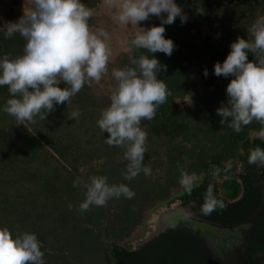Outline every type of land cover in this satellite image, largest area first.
I'll return each instance as SVG.
<instances>
[{"label": "trees", "instance_id": "16d2710c", "mask_svg": "<svg viewBox=\"0 0 264 264\" xmlns=\"http://www.w3.org/2000/svg\"><path fill=\"white\" fill-rule=\"evenodd\" d=\"M100 1L81 0L88 8H95ZM191 3L193 8L184 5L187 13H194V8L197 16L202 15L201 10L208 13L205 37L199 43L178 39V31L164 25L165 38L178 40L179 49L171 56L153 54L161 65L167 66L157 78L164 80L171 94L157 108L152 121H142V128L148 134L144 163L151 167L150 175L140 173L131 182L124 180L121 175L127 163L122 159L124 149L109 146L106 143L109 134L102 132L97 124L102 110L110 106V97H98L96 107L90 84L86 83L70 104L55 105L56 110L46 120L37 116L35 123L26 121L20 125L4 112L11 96L8 86H0V228L8 227L13 234L35 233L45 264H137L136 252L116 240L130 236L142 222V212L158 200L169 199V202L178 198L184 204L193 201L200 211L209 183L214 185L227 211L256 209L264 167L250 165L248 152L255 147L264 148V141L256 135L250 137L248 129L259 132L264 125L253 121L237 133L227 123L220 124L216 109L226 104L228 97L227 85H219L217 80L232 76H216L214 65L223 64L231 49H220L214 43H233L237 37L247 40L250 26L264 16V10L234 0L221 2L215 10L209 0H191ZM176 20L181 21L179 17ZM88 23L93 25L95 17ZM154 24L160 26L161 20L157 18ZM0 38H3L0 59L4 55L23 54L24 44L17 42L16 37L5 39L3 34ZM136 55L151 56L144 49H136ZM201 57L208 59L201 66L200 86L206 89L199 93L186 69ZM248 60H254L253 54H248ZM125 66L132 65L116 58L110 64L111 74L112 69ZM205 69L207 77L203 74ZM59 87L64 88V82ZM187 96L190 98L186 102L178 101ZM75 109H80V117L69 119ZM236 161L241 165L237 173L233 172ZM228 162L232 167L225 172ZM181 168L202 175L199 186L190 195L179 185ZM94 175L108 177L110 184H127L135 192L134 198L112 199L104 207L93 206L81 213L78 208L85 199L84 183ZM217 176L222 177L219 184L215 180ZM78 178L84 183L73 187V181ZM241 191L242 197L236 201L223 197L224 194L232 198ZM69 203L74 205L72 210Z\"/></svg>", "mask_w": 264, "mask_h": 264}, {"label": "clouds", "instance_id": "9594fccd", "mask_svg": "<svg viewBox=\"0 0 264 264\" xmlns=\"http://www.w3.org/2000/svg\"><path fill=\"white\" fill-rule=\"evenodd\" d=\"M105 3L115 9L116 21L138 29L130 46L151 54L132 58V66L112 69L116 87L110 95V106L102 110L97 121L100 130L109 134L106 143L124 149L122 159L127 163L121 175L131 182L140 173L147 176L152 172L144 163L148 134L142 128V121H152L157 108L171 94L164 80L157 78L167 66L161 65L153 54L172 55L174 42L165 38L164 25L173 24L177 17L183 24L187 16L175 0H105ZM92 16V9L81 0H33L30 11L6 25L5 39L19 33L26 41L22 55H4L0 59V86H8L11 96L3 110L17 124L35 123L37 116L46 120L56 110L55 105L70 104L86 83H98L107 73L111 55L106 43L109 33L103 28L93 31L88 23ZM151 16L159 18L161 25L137 27ZM230 47L223 64L214 65L216 76L234 77L226 88L227 103H222L216 113L221 117V125L227 123L239 133L253 121L264 125V16L252 24L247 40L237 37ZM249 53L253 54V61L248 60ZM203 74L207 77V69ZM61 82L64 88L59 87ZM80 115V109H75L69 119H78ZM256 136L264 141V127ZM248 163L264 167V148L250 149ZM231 167L228 162L223 170L228 172ZM199 181L195 172L180 169L179 185L186 194L190 195ZM82 183L78 178L73 181V187ZM84 187L85 199L78 208L81 213L93 206L104 207L112 199L135 196L127 184H110L108 177L102 175L89 177ZM73 207L68 204L69 210ZM225 207L214 185L209 183L200 212L208 216ZM0 264H45L36 234L20 231L13 234L8 227L0 228Z\"/></svg>", "mask_w": 264, "mask_h": 264}, {"label": "flooded vegetation", "instance_id": "af4514ba", "mask_svg": "<svg viewBox=\"0 0 264 264\" xmlns=\"http://www.w3.org/2000/svg\"><path fill=\"white\" fill-rule=\"evenodd\" d=\"M258 192L256 209L247 208L244 212L224 208L209 217L203 215L193 201L184 204L178 198L169 202V199L163 200L154 224L126 248L136 252L137 264H264V205L253 224L243 234H231L230 244L226 245L221 241L227 234L221 229L207 230L196 221L220 227L238 225L257 210L264 197V179ZM223 197L233 202L242 197V191L232 198L224 194ZM225 246L227 255L222 253Z\"/></svg>", "mask_w": 264, "mask_h": 264}, {"label": "rangeland", "instance_id": "374dc122", "mask_svg": "<svg viewBox=\"0 0 264 264\" xmlns=\"http://www.w3.org/2000/svg\"><path fill=\"white\" fill-rule=\"evenodd\" d=\"M211 7L215 10L218 8V6L221 4V2L229 1V0H209ZM233 1V0H231ZM234 1H240V2H246L251 3L259 8H262L264 10V0H234ZM33 3V0H0V29H1V37L3 36V32L6 30V25L12 22L18 21L26 12L31 10V4ZM177 5H179L182 8L183 13L187 16L188 23H181V21L175 20V22L171 25H168L171 29H176L178 31V39L184 38V39H190L194 40L196 43H199L200 39H203L206 35V32H208L207 25L209 23L207 20V12H204V10L200 11V14L198 15L195 13H198L195 8L194 13H187V11L184 8V5H188L189 8H193L194 5H192L191 0H181L180 2H176ZM93 11V16L95 17V23L90 26V28L93 31H96L99 28H103L109 33V39L106 41L108 44L111 55L109 57L108 62V71L106 74L103 75L100 82H92L90 85V89L92 94L94 95L93 99L95 100L96 107L99 106V98L106 97L111 95L112 91L116 87V81L113 78L111 74V67L110 64L116 59V58H123L129 64V61L132 58H138L139 56L136 55V49L132 48L130 46V40L134 38L135 32L138 30L134 25H122L118 21L115 20V9L110 8L106 5L105 0H101L100 3L95 8H90ZM203 9V8H201ZM198 10V9H197ZM166 16V14H164ZM211 17H213L212 13L209 14ZM214 18V17H213ZM157 17L151 16L149 20L139 22L137 24L138 28H150L152 26H155V20ZM251 28V26H250ZM249 28V31H250ZM182 30V32H181ZM250 36V33L248 34ZM13 38H17V42H20L21 45L26 44V41L24 38L19 34L16 33L12 36ZM11 37V38H12ZM1 41H3V38H0ZM174 42V50L177 51L179 49V41L175 39H170ZM227 41H219L214 43V46L219 47L220 49H231L232 43H226ZM24 48V47H23ZM208 58H200V60H194L193 63L189 64L187 66V75L193 79V81L196 82V89L197 92H201V90L206 89V87H201V73H202V62L207 61ZM172 76V75H171ZM234 79V77H230L226 80H217V83L219 85H228L231 80ZM190 97L187 96L186 98H178V101L182 104L186 102ZM249 130V136L252 137L253 135H256L258 133L257 129L250 128ZM241 165L240 162L236 161V165L233 169L234 172L237 173V171H240ZM198 177L202 178L201 174H197ZM222 177L217 176L215 178L216 182L219 184L221 183ZM177 192L176 190L173 191V193ZM161 200L156 201L154 204L150 205L146 210H144L143 213V219H142V225L141 223L137 225V227L133 230V232L130 234V236L125 237L120 240H116V242L124 247H129L130 245H133V243L136 241L135 239H138L146 230H148L152 224L156 221V213L158 210L162 207ZM104 236V232H103Z\"/></svg>", "mask_w": 264, "mask_h": 264}, {"label": "water", "instance_id": "95a60500", "mask_svg": "<svg viewBox=\"0 0 264 264\" xmlns=\"http://www.w3.org/2000/svg\"><path fill=\"white\" fill-rule=\"evenodd\" d=\"M263 205H264V197L262 198V200H261L257 210L255 211L254 215L250 219L245 220L244 222H242L238 225H235V226L220 227L218 225H215V224L207 222V221H202V220H196V221L198 223H200L204 229H207V230L221 229L224 232V235L227 234L226 236L223 237V239L221 241V243L223 245H226V244H230V239L232 238L231 234H235V233L243 234L253 224L254 218L256 217L258 212L261 210ZM237 251H238V249H237ZM222 253H223V255H227L229 253L226 250V246H225V250H223Z\"/></svg>", "mask_w": 264, "mask_h": 264}]
</instances>
